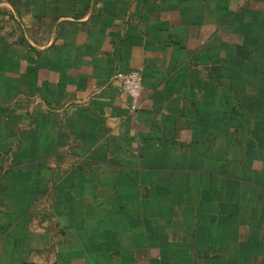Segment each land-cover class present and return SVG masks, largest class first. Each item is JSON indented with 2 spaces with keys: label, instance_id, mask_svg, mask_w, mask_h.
Segmentation results:
<instances>
[{
  "label": "crops",
  "instance_id": "crops-1",
  "mask_svg": "<svg viewBox=\"0 0 264 264\" xmlns=\"http://www.w3.org/2000/svg\"><path fill=\"white\" fill-rule=\"evenodd\" d=\"M0 264H264V0H0Z\"/></svg>",
  "mask_w": 264,
  "mask_h": 264
},
{
  "label": "built area",
  "instance_id": "built-area-1",
  "mask_svg": "<svg viewBox=\"0 0 264 264\" xmlns=\"http://www.w3.org/2000/svg\"><path fill=\"white\" fill-rule=\"evenodd\" d=\"M120 82L123 92L131 98L132 110L138 108V102L143 90V76L140 71H130L126 73H118L116 76Z\"/></svg>",
  "mask_w": 264,
  "mask_h": 264
},
{
  "label": "rangeland",
  "instance_id": "rangeland-1",
  "mask_svg": "<svg viewBox=\"0 0 264 264\" xmlns=\"http://www.w3.org/2000/svg\"><path fill=\"white\" fill-rule=\"evenodd\" d=\"M44 205V203H41V206ZM44 209V208H43Z\"/></svg>",
  "mask_w": 264,
  "mask_h": 264
}]
</instances>
